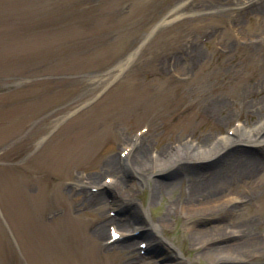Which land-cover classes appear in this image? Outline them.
<instances>
[{
	"label": "rangeland",
	"instance_id": "obj_1",
	"mask_svg": "<svg viewBox=\"0 0 264 264\" xmlns=\"http://www.w3.org/2000/svg\"><path fill=\"white\" fill-rule=\"evenodd\" d=\"M261 1L0 0V264H140L138 256L163 264L169 243L179 264L220 263L199 253L179 204L164 241L146 254L139 233L112 244L109 227L120 228L125 210L113 209L107 194L109 206L95 211L77 179L103 174L110 184L103 161L122 155V140L144 137L154 120V148L186 134L196 145L230 137L233 152L261 157L246 142L264 121ZM200 167L177 170L181 183L154 197L150 181L173 175L137 183L143 217L165 216L194 174L213 170ZM261 176L255 186L234 185L229 198L238 221L251 219V232L264 236ZM104 213L118 222L100 238ZM211 219L206 226L223 223ZM130 243L135 249L123 248ZM241 261L264 264V256Z\"/></svg>",
	"mask_w": 264,
	"mask_h": 264
},
{
	"label": "bare ground",
	"instance_id": "obj_2",
	"mask_svg": "<svg viewBox=\"0 0 264 264\" xmlns=\"http://www.w3.org/2000/svg\"><path fill=\"white\" fill-rule=\"evenodd\" d=\"M255 5L263 7L264 1L255 3ZM157 123H159L158 120L149 123L152 127L148 126V131L142 138L123 139V146H125L123 151H128L126 154L109 157L103 161L102 169L105 173L113 174V178L109 177L111 178L110 184L101 180L103 174H89L77 179L81 183L77 186L85 194V202H88L95 211H101L106 205L109 206V201L105 196L110 194L113 199L112 208H123L127 214L123 220L119 221L120 228H116L121 233V237H124L123 240L127 239L129 234L139 231V234L146 238L149 249L164 241L162 232L168 227L172 209L179 204L185 219L190 221L185 226L186 232L190 239L199 245V253L202 255L211 257L213 261H219V264H245L241 260L251 256L263 258L264 236L251 232L250 229L254 224L250 221L251 219L238 221L239 218L232 214L231 206L235 205V200L229 197L233 193L234 185L250 180L254 186L259 184L260 180H257L261 179V173L264 170V136L259 138L258 135L264 132V121L260 123V127L257 126L254 130L247 131L246 136V142L256 147L262 153L261 157L260 155L233 152L230 149L233 138L230 137L218 139L214 143L205 139L202 144L196 145L189 139V134H186L182 135L179 141L172 140L169 144L154 148L148 138L150 130L155 131L154 128H157ZM239 130L240 127L237 126L233 131L238 132ZM236 142L237 140L234 141V143ZM218 160H223V167L214 165ZM196 165H202L203 167L200 169L207 166L213 170L208 173L194 174L189 180L185 192L183 191L182 202H177V204L173 202L165 216L155 223L148 222L133 198L136 184L147 183V177L152 174L173 175L177 170L179 172L181 170L188 171ZM124 171L128 175H123ZM182 175V173H180V177L173 175V178L168 182L158 179L151 180L153 197L155 194H163L166 190L174 189L178 183H181ZM91 188H97V190L89 191ZM247 194L245 198L250 196L249 193ZM209 217H212L211 220L214 222L223 221V223L206 226ZM234 217L235 219L231 220ZM226 220H230V222L224 223ZM116 222H118L117 219L111 218L106 213L102 214V221L96 226L95 234L100 238H105L106 226ZM169 245L172 248L169 249L170 254L167 255L163 264H179L180 252H176L171 243ZM105 246L110 248L108 245ZM135 247V244L130 243L123 248L133 250ZM243 248H247V251H244ZM138 257V260L141 261L140 264H145V260L141 256Z\"/></svg>",
	"mask_w": 264,
	"mask_h": 264
}]
</instances>
